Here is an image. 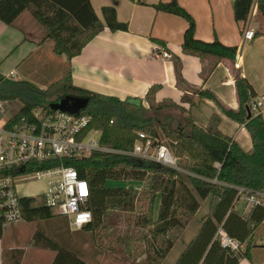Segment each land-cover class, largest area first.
Returning <instances> with one entry per match:
<instances>
[{
  "label": "trees",
  "instance_id": "trees-1",
  "mask_svg": "<svg viewBox=\"0 0 264 264\" xmlns=\"http://www.w3.org/2000/svg\"><path fill=\"white\" fill-rule=\"evenodd\" d=\"M254 3L255 0H236L234 18L237 23L243 25L248 21ZM154 7L157 11L177 15L188 22L182 53L195 57L202 63L204 83L223 60H237V47L226 46L218 39L213 42L197 39L194 18L177 0L159 3ZM257 10L264 19V0L257 2ZM25 12L44 30L41 44L52 42L55 55L66 56L70 61L79 56L105 28L112 32L128 31V24L118 20L114 7L102 8V21L90 0H0V22L7 26H14ZM261 34L264 36V28ZM175 68L177 87L184 92L183 102L192 104L189 93L198 95L214 102L231 120L245 125L253 141L251 153L245 152L232 137L222 133L221 116H212L209 124L201 127L184 107L171 100L157 103L155 95L159 87L156 86L149 90L144 99L128 97L121 100L73 86L71 73L55 86L50 85L49 89H54L47 91L29 81H15L0 76V99H18L23 103L14 120L21 121L24 117L32 119L34 110L39 107L50 112L46 98L61 89L66 95L87 97L90 100L84 114L91 116L92 121L83 135L91 130L100 131L102 146L131 152L140 132H146L158 141L161 132L169 142L180 167L189 172L190 175L185 177L180 171L155 162L118 153L93 152L88 157L65 160L64 164L75 168L79 177L87 180L90 186L89 208L93 220L79 231L81 237L76 241L89 244L90 251L94 248L97 263L103 250L97 235L111 226L109 217L112 213H138L141 240L147 244L140 248L141 251L135 257L130 242L123 245L133 259V264H161L198 212L200 201L209 197L219 198V201L212 215L205 218L198 236L178 264H239L243 258L251 259L252 238L256 229L264 222V206H254L249 214H244L243 210L236 209V204L243 197L238 188L264 191V118L262 113L251 110L258 94L248 79L238 75L235 87L239 108L233 110L226 107L211 90L196 89L186 83L178 59ZM166 110L178 111L186 124L174 128L168 122L156 125L140 118L148 111L158 115ZM215 163L221 164L220 169L215 168ZM59 165L60 162H50L41 169ZM123 179L138 181L141 188L107 186L110 180ZM159 195L160 209L155 220L154 207ZM21 208L23 220L29 223L55 217L50 208L36 205V199L32 197L23 198ZM5 224L0 221V239ZM220 226L229 236L239 240L242 245L246 244V250L233 252L223 249L215 239ZM67 230L66 239H36V243L45 244V247L49 246L47 248L56 253L52 264H93L84 258L82 250H76L80 244L76 242V248H73L74 238L69 224Z\"/></svg>",
  "mask_w": 264,
  "mask_h": 264
},
{
  "label": "crops",
  "instance_id": "crops-1",
  "mask_svg": "<svg viewBox=\"0 0 264 264\" xmlns=\"http://www.w3.org/2000/svg\"><path fill=\"white\" fill-rule=\"evenodd\" d=\"M90 1L102 21V8L114 7L118 20L128 24V31L112 32L105 28L70 61L66 56L55 55L52 42L41 44L44 34L33 26L25 12L14 26L0 22V76L29 81L45 89L71 73L73 86L121 100L128 97L144 99L156 86L159 87L155 95L157 103L173 101L184 107L201 127H206L212 116H221L222 133L232 137L245 152H252L253 141L245 125L228 118L214 102L192 93H189L192 104L183 102L184 92L177 87L175 62L179 60L186 83L196 89L211 90L233 110L239 108L235 87L238 75L248 79L258 95L264 94V36L261 34L264 19L258 14L259 0H255L249 19L243 25L234 18L236 0H177L194 18L197 39L205 42L218 39L226 46L238 48L237 60H223L206 83L202 79L203 65L199 59L182 53L188 22L154 7L172 0ZM248 29L256 33L252 41L243 38ZM163 49L170 54L169 59L159 56ZM236 63H239L238 68ZM262 115L264 118V112ZM218 201L219 198L213 197L200 201L198 212L161 264H178ZM252 208L246 203L245 196L236 204V209L243 210L244 214H249ZM53 214L54 218L44 221L29 223L22 219L13 223L12 243L5 246L3 237L0 239V264H52L56 253L47 248L49 246L36 243V239H66L68 219ZM70 232H74L73 229L70 228ZM79 248L77 246L76 250ZM239 264L256 263L251 255V259L243 258Z\"/></svg>",
  "mask_w": 264,
  "mask_h": 264
},
{
  "label": "built area",
  "instance_id": "built-area-1",
  "mask_svg": "<svg viewBox=\"0 0 264 264\" xmlns=\"http://www.w3.org/2000/svg\"><path fill=\"white\" fill-rule=\"evenodd\" d=\"M255 36V31L248 29L243 38L252 41ZM159 56L163 59L171 57L164 49ZM235 66L238 68L239 63ZM9 102L0 99V221L6 224L23 219L21 200L27 197L20 196L17 183L19 180L34 178L47 181V189L42 194V205L66 217L71 229L82 230L92 222L93 216L90 222H85L80 227L75 226L76 217L80 213L92 214L89 208L91 190L88 181L81 179L75 168L64 164L67 159L88 157L93 152L118 153L183 171L171 149L145 133L138 134V140L131 152L117 151L101 145L100 131L91 130L83 135L92 121V117L84 112L72 115L38 108L34 110L32 119L24 117L21 121H16L14 118L18 113L5 119ZM251 110L254 113L264 112V94L258 95L253 101ZM94 135H99V139ZM163 149L167 151L161 157L160 152ZM50 162H60V165L41 169ZM214 166L220 169L221 164L215 163ZM85 181L87 183L84 190L88 195L82 196L80 183ZM238 190L245 196L248 205L264 206V191H248L244 188ZM215 239L223 249L233 252L241 251L244 246L239 240L229 236L222 226L218 228Z\"/></svg>",
  "mask_w": 264,
  "mask_h": 264
},
{
  "label": "rangeland",
  "instance_id": "rangeland-1",
  "mask_svg": "<svg viewBox=\"0 0 264 264\" xmlns=\"http://www.w3.org/2000/svg\"><path fill=\"white\" fill-rule=\"evenodd\" d=\"M28 17H30L33 26H36L38 29L42 31L44 34V30L42 27L30 16L29 13H25ZM65 77V76H64ZM63 77V78H64ZM61 78V79H63ZM60 79V80H61ZM60 80L51 83L50 85L55 86ZM42 89L37 87L43 91L50 90L49 87ZM54 89V88H53ZM51 89V90H53ZM67 96L64 91L56 90L53 96L46 98V103H53L58 100V98ZM23 103L18 100H10L9 102V109L7 111L5 119H10L14 117L18 111L22 108ZM42 107H39V109ZM140 118L150 121L154 124H158L159 122H168L174 128L182 127L186 124V121L181 116L178 111L175 110H166L158 115L153 114L152 112L148 111L147 113L140 116ZM146 133V132H144ZM147 134V133H146ZM95 138L99 139V135H94ZM159 141L170 148V144L167 139L163 136L160 132ZM171 149V148H170ZM179 162V161H178ZM185 177L189 176V172L183 170L181 172ZM107 186L109 187H121V188H133V189H140L141 183L134 180H110L107 182ZM17 189L22 197H32L36 199V205H42V194L47 189V181L46 180H38L34 179H27V180H19L17 183ZM160 209V195L157 197L154 207V219H157L158 213ZM138 213L129 214V213H112L109 217V221L111 226L108 229H103L98 237V241L102 244L103 250L101 256L98 259L94 253V248L90 251L89 244L85 245L84 241H76L78 238L81 237V232H77L78 230H74L72 232L74 238V244L77 242L79 250H82L84 253V258L86 260L92 262L93 264H133V259L129 256L130 254L127 252L126 247L123 246L128 241L131 244V249H133V256L137 255L141 251V247H144L147 243L141 240V230L138 226L137 220ZM13 224H5L3 229V242L5 246L10 245L13 241ZM26 225H29L26 223ZM123 235V236H122ZM25 244V243H23ZM75 245H73L74 248ZM28 247V246H27ZM139 249V250H137ZM78 250V249H77ZM78 250V251H79ZM243 250H246V246ZM252 255V261L256 264H264V223L258 227L255 231V234L252 238V249L250 250Z\"/></svg>",
  "mask_w": 264,
  "mask_h": 264
},
{
  "label": "water",
  "instance_id": "water-1",
  "mask_svg": "<svg viewBox=\"0 0 264 264\" xmlns=\"http://www.w3.org/2000/svg\"><path fill=\"white\" fill-rule=\"evenodd\" d=\"M89 101L90 100L87 97L67 95L61 98L59 101L49 104V108L52 111H61L63 113L79 115L82 111L86 110ZM250 116L251 113H249V117Z\"/></svg>",
  "mask_w": 264,
  "mask_h": 264
},
{
  "label": "clouds",
  "instance_id": "clouds-1",
  "mask_svg": "<svg viewBox=\"0 0 264 264\" xmlns=\"http://www.w3.org/2000/svg\"><path fill=\"white\" fill-rule=\"evenodd\" d=\"M166 151H167L166 149H163V150L160 152V156H161V157H164ZM74 175H75V173H74ZM86 183H87L86 181L80 183V187H81V189L83 190V191L81 192V195H82V196H87V195H88L87 191L84 190V189H86ZM91 219H92V214H91L90 212L80 213V214L76 217V220H75V226H76V227H80L83 223H85V222H90Z\"/></svg>",
  "mask_w": 264,
  "mask_h": 264
},
{
  "label": "flooded vegetation",
  "instance_id": "flooded-vegetation-1",
  "mask_svg": "<svg viewBox=\"0 0 264 264\" xmlns=\"http://www.w3.org/2000/svg\"><path fill=\"white\" fill-rule=\"evenodd\" d=\"M73 96H76V97H81V96H77V95H73ZM59 101V100H58Z\"/></svg>",
  "mask_w": 264,
  "mask_h": 264
},
{
  "label": "bare ground",
  "instance_id": "bare-ground-1",
  "mask_svg": "<svg viewBox=\"0 0 264 264\" xmlns=\"http://www.w3.org/2000/svg\"><path fill=\"white\" fill-rule=\"evenodd\" d=\"M85 111V110H84ZM84 111H82V112H84Z\"/></svg>",
  "mask_w": 264,
  "mask_h": 264
}]
</instances>
